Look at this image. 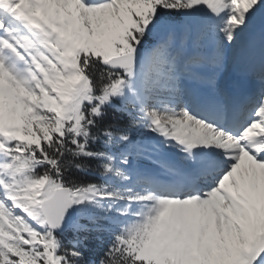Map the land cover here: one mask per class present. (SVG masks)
Here are the masks:
<instances>
[{"label":"snow or ice","instance_id":"6c2138e0","mask_svg":"<svg viewBox=\"0 0 264 264\" xmlns=\"http://www.w3.org/2000/svg\"><path fill=\"white\" fill-rule=\"evenodd\" d=\"M0 264H264V0H0Z\"/></svg>","mask_w":264,"mask_h":264}]
</instances>
